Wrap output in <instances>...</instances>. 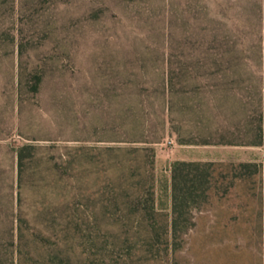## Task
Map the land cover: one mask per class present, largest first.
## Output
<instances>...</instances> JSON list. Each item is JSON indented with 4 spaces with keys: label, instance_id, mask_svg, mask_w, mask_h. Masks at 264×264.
<instances>
[{
    "label": "rangeland",
    "instance_id": "374dc122",
    "mask_svg": "<svg viewBox=\"0 0 264 264\" xmlns=\"http://www.w3.org/2000/svg\"><path fill=\"white\" fill-rule=\"evenodd\" d=\"M0 264H264V0H0Z\"/></svg>",
    "mask_w": 264,
    "mask_h": 264
},
{
    "label": "trees",
    "instance_id": "16d2710c",
    "mask_svg": "<svg viewBox=\"0 0 264 264\" xmlns=\"http://www.w3.org/2000/svg\"><path fill=\"white\" fill-rule=\"evenodd\" d=\"M159 139V138H158ZM132 142L151 144L153 141L144 138H134ZM155 142V141H154ZM159 142V141H156ZM191 141L182 140L181 143ZM208 143V141H205ZM259 142H256L258 144ZM145 146V145H144ZM134 147L128 150L141 154L143 151H152L148 147ZM37 146L34 144H23L16 150L17 184L22 187V181L26 170V159L32 155ZM122 150L118 149L109 150ZM212 183L211 164L200 161H177L171 169V189H172V220L171 231L174 237L190 230L195 222L193 211L201 206L207 197V191ZM20 198V190H19ZM14 243V242H13Z\"/></svg>",
    "mask_w": 264,
    "mask_h": 264
}]
</instances>
